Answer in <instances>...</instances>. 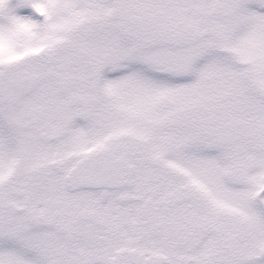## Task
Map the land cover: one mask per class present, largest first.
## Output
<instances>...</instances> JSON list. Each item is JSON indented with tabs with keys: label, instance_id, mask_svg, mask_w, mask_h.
I'll return each mask as SVG.
<instances>
[{
	"label": "snow or ice",
	"instance_id": "obj_1",
	"mask_svg": "<svg viewBox=\"0 0 264 264\" xmlns=\"http://www.w3.org/2000/svg\"><path fill=\"white\" fill-rule=\"evenodd\" d=\"M0 264H264V0H0Z\"/></svg>",
	"mask_w": 264,
	"mask_h": 264
}]
</instances>
